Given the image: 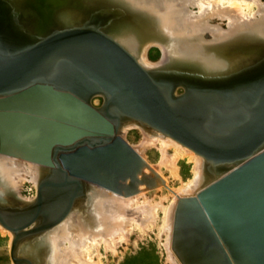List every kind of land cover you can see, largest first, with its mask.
<instances>
[{"label": "bare ground", "instance_id": "6f19581e", "mask_svg": "<svg viewBox=\"0 0 264 264\" xmlns=\"http://www.w3.org/2000/svg\"><path fill=\"white\" fill-rule=\"evenodd\" d=\"M68 1L69 0H0V48L13 50L21 47H31L34 44L36 45L38 41L47 36L33 42L29 41V38H38L41 34H44L50 29L51 26H57V24L64 26L65 24L82 20L96 21L97 23L105 24V22H102L103 20L101 18L97 19V16H94L90 11L78 10V6L76 7L75 5L77 0H71L75 2L74 4ZM84 1H95L94 3H96L99 0ZM219 1L227 5L223 4V6L225 5L224 7L220 6L221 3ZM107 2L119 8L118 18L106 28L107 31L118 39L119 42L114 39L118 44L121 43L122 45H120L124 49L127 48L131 52L125 49L142 67L147 71H153L152 73L157 75L154 77L148 71L153 78L160 82L159 84L163 86L164 90H169L170 84H167V82L171 83L173 79L180 80V83H185L188 78L195 75H207L216 78L200 85L203 87L192 89V93L198 92L197 94L199 95L200 92L209 93L208 97H206L209 105L203 109L201 115L203 122L200 121V126L202 129L204 128L206 130L203 134H208H204L208 139L210 129L207 128V124L208 127L213 121L215 124H222L228 118H233L232 121L234 122H240V118L245 115L244 108L240 107V105H245V109L250 108L260 97V93L262 92L261 88L264 86V2L262 0H107ZM217 2L220 5H218ZM228 4H231V6ZM236 4L243 5V10L245 7L249 12L252 7L254 8L253 5L257 6L256 11L259 16L255 18L254 16L251 17L253 12H251L250 17L248 16L249 14L243 16V14L246 13H243L241 10L240 13H242V15H238L239 10L236 11V13L233 8L236 6L237 9H239L240 6ZM191 5L198 6L199 10H193ZM256 14L257 13H253L252 15ZM215 16H220L222 19L227 18L228 22L226 29H224V26L221 24L211 23L212 19L210 18ZM4 26L6 31L4 30ZM78 27L93 28L100 31L96 26ZM153 43L160 44L163 50V59L162 61L160 60L162 66L160 63L154 64L153 62H149V58L147 57L146 49ZM256 55L260 56L259 61L254 62L249 67L248 65L251 64V60H253ZM10 57L13 56H4V58ZM59 58L60 57H58V59ZM55 60L56 59L52 61L49 60V67L51 64L52 67H50V69L49 67L45 68V70L49 69L50 71L54 67L56 68L59 66V61L57 62L59 64L54 66ZM62 63L64 66L61 65L64 68L70 65L67 62ZM160 68H164L166 71L170 70L168 72L172 74L159 73L158 71ZM76 69L79 70L78 68ZM66 70L68 69L66 68ZM82 71L83 70L77 72L73 71L74 73L67 71V73L59 75L61 76L60 78L65 79L63 83L69 86V91L66 89L58 90L61 92L66 91L70 96H73L74 99L78 100L77 103L80 105H76V109H80L82 105L86 104L95 111L102 113L107 120L106 123L108 124L107 127L109 130L102 132L100 129H98V131L88 130L91 132L89 135H84L81 139L78 137L79 139H76L77 142L72 145L70 144V146L66 144H64L66 146L62 144L57 145L59 146L57 150L58 154L55 156L56 149L58 148L56 146L51 155V161L54 164V172L51 175L52 179H49L47 182L50 184L60 183V185H64L65 182L71 179L75 181L78 180L71 176L69 170L65 169L59 162L58 156L63 151L79 148L83 144L85 148L87 146L92 148L89 142L85 141L99 138L105 140L103 143H100V145H104L108 143L107 139L112 142L116 135H120L127 141V133L135 126H138L142 131L143 139L140 146H137L139 150H135L132 146L131 148L142 158L144 157L143 151L147 149V147L151 145L156 146V144L159 143L161 161L166 163L173 173H177L176 157H174V159H169L168 157L169 147H174L177 151L176 155L190 154L189 160L191 159L194 162L193 176L180 188L179 191L181 195L178 196V198L176 197V203L174 199V201H172L173 203L166 208L164 219L168 229L169 226L172 225V249L182 263L173 245L175 216L180 199L196 197L198 193L220 178V176H223L229 170L236 167L237 163L240 162L223 161L220 162V164H213L214 162L212 160L214 159L209 158L208 154L204 153V150H208L207 147H205L204 150L198 149L195 144L171 134L168 129L154 122L143 120L140 117H129L125 113L117 112V108H115L112 103L109 106V115L115 117L110 118L105 114V107L98 110L89 104V98L92 94L96 93L93 91L94 82H87L88 80L85 79L83 74L84 71ZM155 71L157 73H155ZM159 74L163 76L161 77ZM220 75L228 77H220ZM217 77L220 78L218 79ZM38 83L39 81L35 80L30 84L12 91L10 94H0V101H3L10 95L9 98L12 100L19 98L18 101H24L23 104L30 109V103H32L31 101L34 97L21 98L20 96L22 94L19 95V93L30 86L32 87V84ZM99 83L101 86V82H97L98 85ZM43 85L46 84L40 83V86ZM97 93L103 94L102 92ZM169 96L173 95L170 93ZM170 99L172 100L170 101H174V103L181 102V100H176L172 97ZM43 101V98L41 101H36L38 108L44 106ZM184 102L185 103H181L184 104V109L188 106H195L194 101L188 102V99H184ZM67 107L68 106L63 107L62 109H67ZM46 110L48 111L50 109ZM75 110H73L74 117H80V114L76 113L77 111L75 112ZM28 113H30V116L32 115L31 112ZM33 115L40 117L38 119L43 120L40 121L42 124H44V120L46 121L48 119L38 114ZM219 115L222 116V119ZM81 116H83V114ZM82 118L87 119L86 116ZM33 121H35V119ZM87 121L89 120L87 119ZM40 123H38V125H42ZM33 124L37 125V123ZM0 125L1 127H5L3 123ZM217 137L221 139L223 136H218L217 134ZM83 139H85V141ZM14 143V140L11 141L6 137H0V203L7 206L29 205L33 200L31 201L19 197V184H22L24 180L30 176L32 181H35L39 186L43 177L49 171V165L47 164L49 160L46 159L45 153L42 155L41 151H32L30 148H25L26 145L25 147H23V145L21 147H15L13 145ZM22 148L28 151L25 149L23 151ZM263 148L264 143L261 145L260 149L262 150ZM34 149L39 150L40 148ZM19 152H24L22 153L24 156L18 154ZM63 158L65 157L63 156ZM145 162L147 163L146 160ZM146 163L133 166L136 167L137 170L134 171L133 174L135 177L132 179H130V176H132L131 173L134 170L132 166L129 168L130 170H128L130 173H125L123 176L117 178L110 177L109 180L105 179L107 182H105V185L95 181L92 176L91 178H83L85 186L84 188L82 186L81 192L73 199L67 214L60 220L53 222V224L51 223L45 230H41V233L33 240H29V242L27 241L22 244L24 246H30L29 252L33 254L30 256L35 259L36 264H42L44 256L46 258V264H86L85 262L87 260L88 262L91 261L92 263L94 262L93 264H96L93 260L94 255H91L89 252L91 248L94 247L96 249L101 242L105 243L106 247H114L115 244L113 245L112 243H115L114 239L119 235L127 239L128 235L126 236V233L130 231L132 227H128L131 224V218L128 217L130 212L129 209L137 203L139 196V194H137L138 191L129 194L132 186L137 187L138 182L142 181L143 185V181H148L151 184V188L154 189L157 187L158 183L164 182H158L160 179H164L159 174L160 172L155 173L149 170V172L141 173L142 170L146 169H144ZM67 173L71 178L66 179ZM47 177L51 178L50 176ZM78 181L82 184L80 180ZM50 184L44 187V189H46L44 192H46L47 189L56 191L55 197L59 196L56 199L58 204L54 202V211L48 214V218L45 217L46 220L51 221L52 219L53 221L63 213L62 211L68 204V198L71 197V193H65V189L67 187H71L69 189L70 191L73 188L75 189L76 182L68 183L70 185L67 184L62 187H56ZM144 186L145 185H143V187ZM147 187L146 185L145 190L148 189ZM43 196V204L45 205L43 207H46V193H44ZM22 209L26 210L28 208L25 207ZM142 209V211H144V208ZM45 218L44 214L40 213L36 221L42 222ZM168 232L170 233V231ZM120 238L123 240V237ZM168 244L167 241V246ZM114 248L116 249V247ZM168 251L171 255L173 254L169 246ZM86 253L89 255H86Z\"/></svg>", "mask_w": 264, "mask_h": 264}, {"label": "water", "instance_id": "95a60500", "mask_svg": "<svg viewBox=\"0 0 264 264\" xmlns=\"http://www.w3.org/2000/svg\"><path fill=\"white\" fill-rule=\"evenodd\" d=\"M53 59H56L54 66L59 63L60 65L49 71L52 67V64L49 67V60ZM62 62L71 65L66 66L68 70L63 67ZM48 67L49 69L45 70ZM76 68L84 71L82 72L87 82H94V92L107 95L104 110L110 118L115 117L109 115V106L112 103L117 112L154 122L168 129L171 134L195 144L198 149L204 150L207 147L208 150H204V153L214 159L213 164L223 161L240 162L196 197L180 199L175 216L173 245L182 263L264 264V148L260 149L264 143V86L253 106L245 109V105L239 104L245 112L240 122L228 118L222 124H215L214 121L209 127L207 124L210 129L208 139L204 136L205 133L203 134L206 130L202 129L200 121L203 122V109L209 105L208 99L206 100L209 93L200 92L199 95L198 92L192 93V89L203 87L200 85L212 81L214 77L195 75L185 83L173 79L171 83L167 82L170 84L169 90H164L160 82L127 50L103 32L85 27L55 30L31 47L13 50L0 48V94H10L32 81H39L19 93L22 94L21 98L34 97L30 109L23 104L24 101H18L19 98L14 97L12 98L15 100H12L10 95L0 101V124L5 125H0V137L14 140L19 144L14 143L15 147L26 145L25 148L32 151L41 150L51 159L52 148L57 143H71L78 137L89 135L91 132L88 130L108 131L107 120L102 113L86 104L76 109V105H80L78 100L68 92L58 90L69 89V86L63 83L65 79L59 75L67 71H79ZM223 76L225 75H220ZM96 81L101 82V86ZM40 83L46 85L40 86ZM179 87H184L185 93L174 94ZM170 93L173 96H169ZM171 97L181 102H171ZM42 98L44 106L38 108L36 101H41ZM184 99H188V102L194 101L195 106L184 109V104H181L185 103ZM66 106L67 109H62ZM189 107L191 108L188 109ZM72 109L77 111L80 117H74ZM33 114L48 119L42 124L40 121L43 120ZM82 114L89 121L83 119ZM217 134L223 137L219 139ZM114 138L112 142L107 139L108 143L104 145H100L105 141L103 138L86 141L83 139L88 141L92 148H85L83 144L68 155L60 153L59 158L71 176H92L95 181L105 185L110 177L123 176L130 173L128 170L131 166L146 163L120 135ZM45 145L48 147L45 148ZM57 147L55 156L58 154L59 146ZM133 168L130 179L135 177L133 173L137 170L136 167ZM70 175L67 173L66 179L71 178ZM50 177L41 182L38 201L36 204H30V209L0 205V222L15 235L11 253L16 264H32L31 260L17 255L21 241L28 235L45 230L51 223L64 217L73 199L82 190V184L78 180L71 179L64 185L50 184L47 182L52 179V176ZM72 182H76V187L69 190L71 197L68 198L63 213L53 221L46 220L45 217L54 211V202L59 196L55 197L56 191L47 189L44 192V187L49 184L62 187ZM44 193L46 207H43ZM40 213L44 214L45 219L37 222ZM35 222L37 225L29 228Z\"/></svg>", "mask_w": 264, "mask_h": 264}, {"label": "rangeland", "instance_id": "374dc122", "mask_svg": "<svg viewBox=\"0 0 264 264\" xmlns=\"http://www.w3.org/2000/svg\"><path fill=\"white\" fill-rule=\"evenodd\" d=\"M262 1L264 2V0H262ZM68 2L71 4L75 3V2H72L71 0H69ZM94 2L77 0L75 5H76V7L78 6L77 7L78 10H81V11L84 10L86 12L90 11V13H92L94 16H97V19L101 18L103 20L102 22H105V24L97 23L96 21H90V20L71 22L70 24H65L64 25L65 27L61 26L60 24H57V26L53 25L50 27V29H48V30L46 29L47 31L44 34H41V36H39L38 38L37 37L36 38H29V41H31V42L38 41V40L50 35L55 30H62L64 28L78 27V26H96L98 28V30L105 33L106 35L108 34V36L112 37L117 42H119L118 39L116 37L112 36L106 29L110 26V24L112 22H114L115 19L118 18L117 16H119V14H118L119 8L110 4L109 2H107V0L106 1L105 0H103V1L99 0V1H97L98 3L97 2L94 3ZM217 4H218V2H217ZM223 4H225V3H221V5L220 4H218V5L223 6ZM225 5H227V4H225ZM236 5L240 6L239 9H237L236 6L233 7L235 12L239 10L238 15H240V14L242 15V13H240V10H241V11H243V13H246V14H243V16L249 14L248 16L250 17L251 12L257 13L256 15H252L253 14L252 13L251 17L254 16V18H255V17L259 16L258 12L256 11L257 6H255V5H253L254 8L252 7L250 9V12H249V10L247 11V8H245V7L243 10V8H242L243 5L242 6H241V4H236ZM191 6H192L193 10H195V11L199 10L198 6H193V5H191ZM229 6H231V4ZM245 11H247V12H245ZM216 17H218V18H216ZM210 19H212L211 20L212 24H221L222 26H224L223 27L224 29L227 28V22H228L227 18L222 19L220 16H215V17H211ZM4 30L6 31L5 26H4ZM153 44H150L149 47L146 49L147 57L149 58V62H151V63L153 62L154 64H159L160 60L162 61V59H163L162 58L163 50H162L160 44H158V43H153ZM125 49H127V48H125ZM259 57L260 56L256 55L255 58L253 60H251V64H249L248 66L250 67V65H252L254 62H258ZM160 65L162 66L161 63H160ZM148 71L154 77L157 76V75H154L152 73L153 71L152 72H151V70H148ZM168 71H170V70L166 71L164 68H160L158 72L159 73L163 72L164 74L165 73L166 74H172L171 72H168ZM155 73H157V72L155 71ZM160 76L162 77L163 75H160ZM183 93H185V88L179 87L175 91L174 94L181 95ZM105 97L106 96L101 94V93L92 94L91 97L89 98V104L91 106H93L94 108L100 110L105 105V101H106ZM127 134H128V135H126L127 143L130 146H132L135 150H139V148H137V146L138 147L140 146L142 139H143V134H142V131L140 130V128L138 126H135ZM81 138L82 137H80V139ZM77 139H79V138H77ZM75 142H77L76 139L71 143H67L66 145L70 146V144L72 145ZM57 145H61V144L57 143L56 145H54V147L52 148V152ZM62 145L66 146L64 144H62ZM47 147L48 146H46L45 148H47ZM74 150L75 149L63 151L62 153H64L66 155V154H69L70 152H73ZM159 150H160L159 143H157L156 146L151 145L143 151V156H144L143 158H144V160L147 161V163L144 167V169L145 168L146 169L142 170L141 173L143 174L145 172H149V170L151 172L154 171L155 173L160 172L159 174L165 180L160 179L158 182H160V181L161 182L164 181V182L158 183L159 185L157 184V187L154 189L151 188V186H150L151 184L148 181H143V185H145L144 187L142 185V181L138 182L137 187L132 186V189H131L132 192L129 191V194L130 193L131 194L136 193L137 191L140 192V193L137 192V194H139L137 203H135L134 206L131 209H129L130 212H129L128 217L131 218V222H130L131 224L129 223L130 225L128 227L130 228V226H132L130 228L132 230V232L129 228H127L130 230V231H128L129 234H128V232L126 233V236L128 235L127 239H125L124 236L119 235L116 237V239H114L115 243H112L113 241L111 242L113 245L115 244L114 247H116V249L112 246H111L112 249L110 247H106L105 243H103V242H101L100 245L98 246L99 250H98V247H96V249L94 247L91 248V250L89 252L91 255H94L93 260L95 261L96 264H182L172 249V242H171V239L173 237L172 236V225L169 226V229L166 226V223L164 220L165 219V210L170 204L173 203L172 201H174V199H175V203H176V197L178 198V196L181 195L180 191H179L180 188L182 186H184L186 184L187 180H189L193 176L194 162L191 159L189 160L190 154L176 155L177 151L174 149V147H169L168 157H169V159H171V158L174 159V157H176L175 160H176V166L178 169V171L176 170L177 173H173L171 171V169L167 166V164L163 163L161 161V151H159ZM40 151L41 150H39V152ZM191 152H192V150H191ZM41 153H42V155L44 154L43 151H41ZM45 155L47 157L46 153H45ZM51 155H52V153H51ZM177 156H178V158H177ZM180 156H182V157H180ZM46 159L49 160V162L47 163L49 165V169H48L49 171L43 177L42 181L47 176H51L54 172V164L51 161L52 158L50 159V157L48 156V158H46ZM58 159H59V162L62 164V166L65 169H67L64 166V164L62 163V159L59 158V156H58ZM147 168H148V170H147ZM158 170H160V171H158ZM73 177L80 180L82 183V186L84 188V186H85L84 179L79 177V176H73ZM30 178L31 177L28 176L22 184H19V187H18L19 194L18 195H19V197H22L24 199L31 200V201L33 200V202H31V201H29V202H31V204H34V203H36L37 198H38V191H39L40 185L38 186L35 183V181H32V178L31 179ZM146 185L148 186L147 187L148 189L145 190ZM70 188L71 187H67L65 189V193L69 192L68 190ZM55 203L58 204V202H55ZM0 205H3V204L0 203ZM3 206H5V205H3ZM29 206H30V204L29 205L24 204L21 206L16 205V206H9V207L22 209L25 207L29 208ZM141 207L144 208V211H142L143 209ZM154 210H155V212H154ZM134 212H135V214H134ZM150 212H152V213H150ZM139 216H140V218H139ZM133 217H134V219H133ZM35 225H37V222L33 223L31 226H29V228L34 227ZM168 231H170V233ZM40 233L41 232H38V233L35 232L32 235H28L27 237H25L21 241L20 248H19V251L17 252V255H19L21 257L28 258L33 262V264H36L35 259L32 256H30V255H33V254H31V252H29L30 246L28 247V245L24 246L22 244L24 242H27V241L29 242V240L30 241L33 240ZM14 236H15L14 232L11 231L10 229H7L0 222V264H16L13 260L12 253H11L12 242H13ZM118 237L119 238L123 237V240H122V238H120V240H119ZM116 240H117V242H116ZM167 241L169 243L168 246H169L170 250H172V252H173L172 255L168 251ZM97 251H99V252H97ZM86 255H89V254L86 253ZM45 259L46 258L44 256V260H42V264H46ZM85 263L91 264L92 262L91 261L88 262V260H87Z\"/></svg>", "mask_w": 264, "mask_h": 264}, {"label": "flooded vegetation", "instance_id": "af4514ba", "mask_svg": "<svg viewBox=\"0 0 264 264\" xmlns=\"http://www.w3.org/2000/svg\"><path fill=\"white\" fill-rule=\"evenodd\" d=\"M233 99V98H232ZM232 99H230V100H232ZM220 116V115H219ZM221 117V119H222V116H220Z\"/></svg>", "mask_w": 264, "mask_h": 264}]
</instances>
